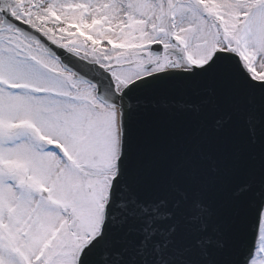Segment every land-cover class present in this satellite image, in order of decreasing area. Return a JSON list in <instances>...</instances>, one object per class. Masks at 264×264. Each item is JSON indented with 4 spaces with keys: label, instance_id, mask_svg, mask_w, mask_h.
Here are the masks:
<instances>
[{
    "label": "snow or ice",
    "instance_id": "obj_1",
    "mask_svg": "<svg viewBox=\"0 0 264 264\" xmlns=\"http://www.w3.org/2000/svg\"><path fill=\"white\" fill-rule=\"evenodd\" d=\"M0 264H264V0H0Z\"/></svg>",
    "mask_w": 264,
    "mask_h": 264
},
{
    "label": "water",
    "instance_id": "obj_2",
    "mask_svg": "<svg viewBox=\"0 0 264 264\" xmlns=\"http://www.w3.org/2000/svg\"><path fill=\"white\" fill-rule=\"evenodd\" d=\"M153 102L157 105L158 110L150 111L147 122L150 124H158L161 126H174L177 132H186L190 130V126L183 122L178 117L174 122L170 121V114L177 109L174 107V103L178 104L180 101H189L193 104L198 103V97L194 90H180V89H168L156 93L152 97Z\"/></svg>",
    "mask_w": 264,
    "mask_h": 264
}]
</instances>
